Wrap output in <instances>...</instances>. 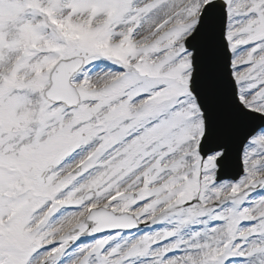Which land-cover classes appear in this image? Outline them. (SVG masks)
<instances>
[{
  "label": "snow or ice",
  "instance_id": "1",
  "mask_svg": "<svg viewBox=\"0 0 264 264\" xmlns=\"http://www.w3.org/2000/svg\"><path fill=\"white\" fill-rule=\"evenodd\" d=\"M0 264H264V0H0Z\"/></svg>",
  "mask_w": 264,
  "mask_h": 264
}]
</instances>
